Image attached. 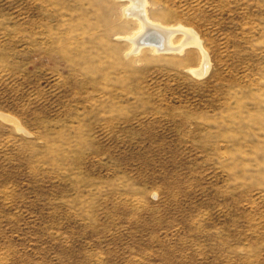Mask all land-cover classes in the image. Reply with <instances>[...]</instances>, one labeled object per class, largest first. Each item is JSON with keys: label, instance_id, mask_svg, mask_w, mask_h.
Wrapping results in <instances>:
<instances>
[{"label": "rangeland", "instance_id": "obj_1", "mask_svg": "<svg viewBox=\"0 0 264 264\" xmlns=\"http://www.w3.org/2000/svg\"><path fill=\"white\" fill-rule=\"evenodd\" d=\"M131 6L0 0V264H264V0Z\"/></svg>", "mask_w": 264, "mask_h": 264}, {"label": "bare ground", "instance_id": "obj_2", "mask_svg": "<svg viewBox=\"0 0 264 264\" xmlns=\"http://www.w3.org/2000/svg\"><path fill=\"white\" fill-rule=\"evenodd\" d=\"M129 2H132V6L128 9L124 10V15L129 17H134L135 19L139 20V28L138 35L136 36V45H151L148 44V40L151 36H155L157 38V43L152 44L157 46L158 48H163L165 50L169 49L168 44L172 40V36L175 33V30H164L161 25H153L148 16L146 11V5L147 0H129ZM174 32V33H173ZM178 32H182L185 35V40L181 47L177 49L171 50V52H180L182 53L186 48L189 47H197L200 49V42L197 39V36L191 31V30H185L184 28L179 29ZM152 38V37H151ZM144 44V45H143ZM205 57V56H204ZM204 62L202 65V70H199L200 72H197L200 76L207 72L208 69V62L206 58H204ZM196 74V73H194Z\"/></svg>", "mask_w": 264, "mask_h": 264}, {"label": "water", "instance_id": "obj_3", "mask_svg": "<svg viewBox=\"0 0 264 264\" xmlns=\"http://www.w3.org/2000/svg\"><path fill=\"white\" fill-rule=\"evenodd\" d=\"M151 37H152V38H151ZM151 37L149 38L150 40H148L147 43H148V44H154V43L156 44L157 41H158L157 38H156L155 36H151Z\"/></svg>", "mask_w": 264, "mask_h": 264}]
</instances>
